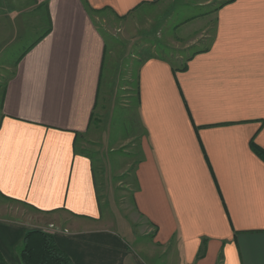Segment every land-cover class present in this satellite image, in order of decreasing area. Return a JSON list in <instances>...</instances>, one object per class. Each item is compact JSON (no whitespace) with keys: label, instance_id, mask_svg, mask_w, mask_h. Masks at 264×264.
I'll return each mask as SVG.
<instances>
[{"label":"crops","instance_id":"1","mask_svg":"<svg viewBox=\"0 0 264 264\" xmlns=\"http://www.w3.org/2000/svg\"><path fill=\"white\" fill-rule=\"evenodd\" d=\"M164 1L10 0L7 41L29 45L0 80L8 264H22L34 229L72 264H264V161L250 147L264 150V0H191L212 10L211 43L178 66L132 54L114 80L93 14ZM116 90L130 133L110 143ZM123 184L145 230L107 207L108 188Z\"/></svg>","mask_w":264,"mask_h":264},{"label":"rangeland","instance_id":"2","mask_svg":"<svg viewBox=\"0 0 264 264\" xmlns=\"http://www.w3.org/2000/svg\"><path fill=\"white\" fill-rule=\"evenodd\" d=\"M10 0H0V7L3 13L2 26L0 25V80L6 78L12 71L15 58L24 46L20 40L8 43L13 33V19L10 23L9 5ZM14 6V5H12ZM210 7H195L191 0H166L161 5L146 6L143 9L130 12L127 16H117L108 10L96 12L95 15L99 29L104 33L107 49H113L112 60L114 80L122 79L124 69L129 63V56L132 54H145L150 51L165 55L174 65H181L186 57L196 49L207 47L214 36V19ZM36 29V28H35ZM34 29V38L38 34ZM11 32V33H10ZM7 45H4V43ZM5 46V47H4ZM181 56L180 59H176ZM110 56H107V61ZM106 61V60H105ZM132 62V60H131ZM120 80H117V82ZM114 84H112L113 86ZM113 91L110 99V121L107 128L108 141L113 143L117 138L130 133L125 118V110L122 107L120 91ZM113 99V101H112ZM127 134V135H128ZM129 149L130 147H126ZM120 154V147L114 152L105 153L106 159H111ZM128 188L123 184L122 188H108L107 207L113 211L115 217L121 221L128 219L139 231L148 228L145 221L137 216L132 205ZM1 202V199H0ZM106 210V206H103ZM9 213L4 216L9 217ZM109 216V215H108ZM10 219V218H7Z\"/></svg>","mask_w":264,"mask_h":264},{"label":"trees","instance_id":"3","mask_svg":"<svg viewBox=\"0 0 264 264\" xmlns=\"http://www.w3.org/2000/svg\"><path fill=\"white\" fill-rule=\"evenodd\" d=\"M250 147L264 161V150L253 141ZM19 257L22 264H72L70 258L58 248L53 236L47 231L38 229L30 230L25 234ZM0 264H8L1 252Z\"/></svg>","mask_w":264,"mask_h":264}]
</instances>
